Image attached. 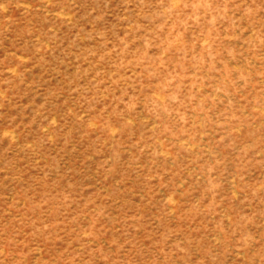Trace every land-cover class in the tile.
I'll return each mask as SVG.
<instances>
[{
  "label": "rangeland",
  "instance_id": "374dc122",
  "mask_svg": "<svg viewBox=\"0 0 264 264\" xmlns=\"http://www.w3.org/2000/svg\"><path fill=\"white\" fill-rule=\"evenodd\" d=\"M0 264H264V0H0Z\"/></svg>",
  "mask_w": 264,
  "mask_h": 264
}]
</instances>
